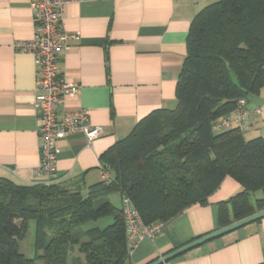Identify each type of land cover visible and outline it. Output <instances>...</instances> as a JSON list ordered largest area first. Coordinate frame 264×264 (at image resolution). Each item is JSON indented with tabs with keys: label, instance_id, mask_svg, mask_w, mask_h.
I'll use <instances>...</instances> for the list:
<instances>
[{
	"label": "trees",
	"instance_id": "obj_1",
	"mask_svg": "<svg viewBox=\"0 0 264 264\" xmlns=\"http://www.w3.org/2000/svg\"><path fill=\"white\" fill-rule=\"evenodd\" d=\"M186 47L175 107L153 111L100 157L108 180L71 190L0 177V264H125L114 193L130 199L146 226L208 204L225 179L239 190L217 204L219 229L264 209V136L248 138L237 125L212 130L240 100H264V0H212L193 19ZM257 192L262 198L253 199ZM100 220L107 223L87 228ZM30 222L34 256L26 258L19 243Z\"/></svg>",
	"mask_w": 264,
	"mask_h": 264
},
{
	"label": "crops",
	"instance_id": "obj_2",
	"mask_svg": "<svg viewBox=\"0 0 264 264\" xmlns=\"http://www.w3.org/2000/svg\"><path fill=\"white\" fill-rule=\"evenodd\" d=\"M30 1L0 0V177L17 185L35 182L41 146L33 107L34 57L14 48L34 36ZM211 1L78 0L65 5L60 25L76 39L59 54L58 68L78 91L66 97L58 111L85 110L90 124L101 127L103 135L91 143L78 135L58 141L51 183L71 190L98 183L100 157L108 149L153 111L175 107L190 25ZM249 109L264 112V106ZM257 116L246 119V134L258 132L262 124ZM238 190L235 182L225 179L208 204L187 208L161 223L153 238L142 239L125 264H150L219 230L217 204ZM168 264H264V218Z\"/></svg>",
	"mask_w": 264,
	"mask_h": 264
},
{
	"label": "built area",
	"instance_id": "obj_3",
	"mask_svg": "<svg viewBox=\"0 0 264 264\" xmlns=\"http://www.w3.org/2000/svg\"><path fill=\"white\" fill-rule=\"evenodd\" d=\"M78 0H31L34 36L28 41L17 42L15 50L30 53L36 67L35 98L33 107L38 114V136L41 141L40 159L34 170L39 183L50 184L56 170L57 149L55 144L72 136H82L87 143L103 135L101 127L90 124L85 110L74 113L58 111L61 102L77 93L78 89L65 82L58 68L59 54L68 48V42L76 37L62 31L60 22L67 3ZM259 115V109L251 110L240 100L232 119L218 121L212 127L215 132L233 125L244 127L251 115ZM100 179H109L108 170H100ZM121 211L126 226V244L129 251L144 238H153L160 231L161 223L146 226L142 223L133 203L128 198L121 201ZM168 264V263H166Z\"/></svg>",
	"mask_w": 264,
	"mask_h": 264
},
{
	"label": "rangeland",
	"instance_id": "obj_4",
	"mask_svg": "<svg viewBox=\"0 0 264 264\" xmlns=\"http://www.w3.org/2000/svg\"><path fill=\"white\" fill-rule=\"evenodd\" d=\"M254 106H258V107L262 108L264 106V100L260 97L251 98V100L249 102V108H252ZM257 117L259 118V121H261L260 123L262 125L258 129L257 133H255L253 135H247V136H249L248 138H250V136H255V135L264 136V112L261 113L260 115H258ZM262 196H263L262 192H257L254 194L253 199H259V198H262ZM108 199L115 207L119 208L121 199H120V196L118 194H115V193L111 194L108 197ZM106 223H107L106 220H100L97 223L88 224L87 228L90 226H95V225L98 227H103ZM33 237H34V223L30 222L29 223V229H28V232H27L24 240H22L19 243V252L22 253L26 258H33V256H34V252L32 249ZM38 264H41V263H38Z\"/></svg>",
	"mask_w": 264,
	"mask_h": 264
},
{
	"label": "water",
	"instance_id": "obj_5",
	"mask_svg": "<svg viewBox=\"0 0 264 264\" xmlns=\"http://www.w3.org/2000/svg\"><path fill=\"white\" fill-rule=\"evenodd\" d=\"M262 218H264V209L255 213L254 215L250 216V217H247L245 219H242L240 221H237V222H234L232 223L231 225L227 226V227H224L222 229H219L213 233H211L210 235H207L201 239H198L192 243H189L175 251H173L172 253L158 259L156 262L152 263V264H166L168 262H170L171 260H173L174 258L182 255L183 253L193 249V248H196L198 246H201L205 243H207L208 241H211L213 239H216V238H219L221 237L222 235L224 234H227L229 232H232L234 230H237L241 227H244L250 223H253V222H256L258 220H261Z\"/></svg>",
	"mask_w": 264,
	"mask_h": 264
}]
</instances>
